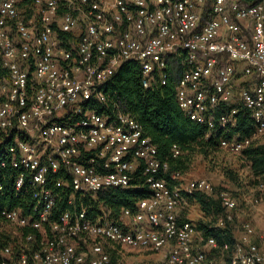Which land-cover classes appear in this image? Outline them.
Returning a JSON list of instances; mask_svg holds the SVG:
<instances>
[{"label": "built area", "instance_id": "2783aa9c", "mask_svg": "<svg viewBox=\"0 0 264 264\" xmlns=\"http://www.w3.org/2000/svg\"><path fill=\"white\" fill-rule=\"evenodd\" d=\"M130 61L143 88L165 84L178 61L176 102L208 133L229 131L247 109L250 135L220 138V149L241 155L264 135V0H0V145L15 170L14 190L31 198L28 214L0 209L1 226L15 229L0 246V264H153L122 252L165 247L158 264H264L251 223L220 245L179 221L188 201L206 194L222 207L215 226L225 227L237 207L229 190L178 172L165 178L169 162L135 117L95 107ZM180 153L172 145L171 157ZM138 169L150 195L121 208L118 221L84 207L57 213L52 184L70 188L71 206L76 194L127 188ZM257 186L264 189V179Z\"/></svg>", "mask_w": 264, "mask_h": 264}, {"label": "trees", "instance_id": "16d2710c", "mask_svg": "<svg viewBox=\"0 0 264 264\" xmlns=\"http://www.w3.org/2000/svg\"><path fill=\"white\" fill-rule=\"evenodd\" d=\"M181 65L178 61H172L168 67V78L165 84L154 83L149 88H143L141 84L140 69L136 62L124 63L105 83L103 91L106 101L101 107L95 105L99 111H110L118 109L129 113L139 122L145 136L151 138L156 145L158 157L169 162V172L164 175L168 178L170 172L182 173L188 167L191 155L195 152L207 153L209 150H216L219 139L238 137L244 139L253 130L252 121L248 110L241 108L238 113L236 125L227 132L211 131L185 116L175 99V85L181 73ZM207 134V135H206ZM180 148V155L177 158L171 157L172 145ZM242 156H245L249 167L256 177L264 179V146L253 143L245 149ZM6 161V166H1V161ZM9 155L5 153L0 145V209L3 206L9 208H23L28 214L26 203L31 201L30 196L22 197L13 188L15 170L8 166ZM146 175L138 169L135 177L127 188H108L100 190L96 194L74 195L73 204H68L70 194L69 187L51 185L59 194L56 198L57 213L64 210L87 209L91 217L105 213L107 219L118 221L121 208H134L135 203L150 195L148 185L145 183ZM24 189V188H22ZM233 195V194H232ZM234 196V195H233ZM200 206V209L207 215L211 214L214 219L221 213L222 207L218 200L206 194H195L192 197ZM186 207L179 212V221H190L186 218ZM2 219L0 218V226ZM216 222V220H214ZM226 223L225 227L219 228L210 226V223L197 221L196 228L203 231L205 235L215 237L217 242L233 244L235 239L232 233L231 224ZM9 236L0 237V246H3ZM213 254L220 257L221 252L214 250ZM114 253H111L112 260ZM227 259L228 256L223 254Z\"/></svg>", "mask_w": 264, "mask_h": 264}, {"label": "rangeland", "instance_id": "374dc122", "mask_svg": "<svg viewBox=\"0 0 264 264\" xmlns=\"http://www.w3.org/2000/svg\"><path fill=\"white\" fill-rule=\"evenodd\" d=\"M264 146V135L257 142ZM182 180L191 178H207L211 180L218 190L227 189L235 197L237 207L234 211V221L230 225L236 240L241 235V224L251 223L255 228L264 231V189L258 190L259 177L251 171L245 156L232 154L224 149L217 148L209 150L207 153L195 151L191 157L188 167L181 173ZM258 198L257 202H254ZM190 219L196 220L197 213L201 212L198 203L189 208ZM191 221V220H190ZM196 225L195 221H192ZM15 232L12 225L4 224L0 227V237L5 238ZM118 250V248L116 247ZM122 252L123 259L133 260L140 251L127 250ZM122 251V250H121ZM158 252L143 254L139 258L152 259ZM116 259V255H113ZM143 259V260H144Z\"/></svg>", "mask_w": 264, "mask_h": 264}, {"label": "crops", "instance_id": "0c3cea01", "mask_svg": "<svg viewBox=\"0 0 264 264\" xmlns=\"http://www.w3.org/2000/svg\"><path fill=\"white\" fill-rule=\"evenodd\" d=\"M196 203L197 202L193 198L188 201V203L186 205V211H185L186 218L189 219V220H191V221H195L196 223H197V221L202 220L204 223H210L211 224L210 226L216 227L215 226V222H214V220H216V218L214 219V217L211 214H209V215L205 214L201 209H200L201 212H198L197 213L198 216H197V219L196 220L190 219V216H189L190 215L189 208L192 205H195L196 206ZM255 229H256V234H255V236H254L253 239H254V241L257 244H259L262 248H264V231L260 230L259 227L258 228H255ZM234 239L236 240L235 237H234ZM167 250H168V247H165L162 251L158 252L157 255L154 258L148 259V260L147 259L145 260L144 258L141 259L139 257L141 255H143V254L147 255V254H149V252L135 250V251H140L141 253L139 255L135 256L132 261H137V260H143L144 259L143 261H148V262H151L153 264H158L160 261H162L164 259Z\"/></svg>", "mask_w": 264, "mask_h": 264}]
</instances>
